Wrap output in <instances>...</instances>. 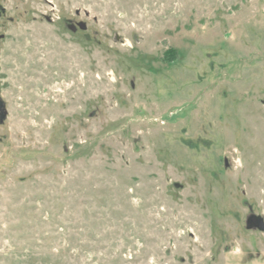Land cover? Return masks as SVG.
<instances>
[{"label":"rangeland","instance_id":"374dc122","mask_svg":"<svg viewBox=\"0 0 264 264\" xmlns=\"http://www.w3.org/2000/svg\"><path fill=\"white\" fill-rule=\"evenodd\" d=\"M264 0H0V264H264Z\"/></svg>","mask_w":264,"mask_h":264},{"label":"water","instance_id":"95a60500","mask_svg":"<svg viewBox=\"0 0 264 264\" xmlns=\"http://www.w3.org/2000/svg\"><path fill=\"white\" fill-rule=\"evenodd\" d=\"M254 223L259 227V229L264 230V221L261 218L255 219Z\"/></svg>","mask_w":264,"mask_h":264}]
</instances>
